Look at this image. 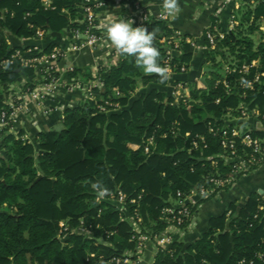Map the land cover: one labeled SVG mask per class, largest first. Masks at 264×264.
<instances>
[{
    "label": "trees",
    "instance_id": "1",
    "mask_svg": "<svg viewBox=\"0 0 264 264\" xmlns=\"http://www.w3.org/2000/svg\"><path fill=\"white\" fill-rule=\"evenodd\" d=\"M42 2L0 0V30L7 28L24 37H33L36 28L62 32L70 25L78 30L70 21L81 12L85 0H51L49 9ZM244 2L240 16H236L235 31L220 41L215 51H205L213 77L206 87L192 86L193 101L187 106L175 103L166 90L158 88L167 86L168 79L161 84L157 74L145 75L134 57L119 53L118 65L97 70L102 88L95 89L96 101L69 109L59 131L41 133L31 144L12 135L3 137L0 264H107L126 251L136 250V230L118 205L98 203L94 183L115 196L122 192L132 218L142 219L143 232L149 229L154 233L167 228L159 219L179 192L188 196L194 187L208 185L216 171L209 158L223 152L220 138L210 133V123L218 127L228 115L239 116L242 103L264 113V77L253 89L239 87L235 94L217 85L222 62L235 61L239 67L259 62L248 75H235L239 84L264 73V43L254 41L262 34L264 3ZM146 28L159 30L160 36L173 35L161 22L154 21ZM29 48H12L0 36V61L17 49ZM157 49L162 66L165 54ZM218 57L222 61L218 62ZM183 61L190 66L191 55H185ZM20 73L29 77L26 87L32 89L35 72L16 66L0 73L4 89L16 83ZM92 79V71L73 69L62 76V84ZM150 87L131 100L138 88ZM114 90L122 97L112 101L123 109L101 113L98 104L112 97ZM5 96L0 95V110L5 107ZM201 136L206 138L207 147L192 150V142ZM151 137L156 146L146 154L144 147ZM217 167L227 171L222 162ZM228 211L213 219L209 231L196 242L174 243L159 251L155 264H203L204 260L210 264H241L246 260L249 264L252 259L264 264L255 258L264 250V195H252L243 208L232 204ZM63 222L68 231H63Z\"/></svg>",
    "mask_w": 264,
    "mask_h": 264
},
{
    "label": "built area",
    "instance_id": "2",
    "mask_svg": "<svg viewBox=\"0 0 264 264\" xmlns=\"http://www.w3.org/2000/svg\"><path fill=\"white\" fill-rule=\"evenodd\" d=\"M252 3H264V0H249ZM86 4L81 9V22L83 30H74L73 38L75 43L70 52H65L60 49H54L52 53H44L38 47H33L22 51L17 49L14 53L0 61V73L7 71L11 67H18L24 70H33L38 76V79L33 88H27L21 81L8 85V90L2 107L0 110V142L7 132L4 130L13 125L19 113L27 109V100H31L38 107L45 109L47 112L49 107H46L49 93H54L59 88H75L83 84L86 89L88 102H95V89H101L102 83L97 78L98 68L110 69L119 64L114 62L110 54H107L104 61L92 70L94 79L80 80L70 86L62 84V74L59 71L58 63L62 59H69L70 54L79 52L84 49H96L100 46L109 47L107 43L106 27L113 22L110 15H105L109 9V0H85ZM123 2L124 6L130 11V20L134 21V27H147L149 23L154 21L161 22L165 27H171L173 15H165L164 11L157 16L152 14L147 7H145L139 0H119ZM43 6L46 9L52 8L51 0H43ZM31 16L30 14L26 15ZM30 28H34L33 24H29ZM236 29V15H233L228 25V31H222L219 27L213 26L208 29L204 35V44L199 45L197 40L189 39L180 33L173 30L171 37L160 36L156 34L153 44L157 48L162 49L165 57L162 66L168 69L169 87L171 89L170 96L174 98L175 103L188 105L192 100V86L186 79L181 78L187 75L190 71V66L183 61L185 55H190L194 50L202 49L203 51H215L220 41L224 40L227 35L234 32ZM260 31L264 37V23L260 26ZM46 36V31L41 28H36L35 37L43 38ZM264 43V41H263ZM188 47H185L187 46ZM258 61L252 64H245L241 67L237 62H222L220 74L221 79L217 81V85H223L228 94H235L239 87L253 89L257 83H262L264 73H257L253 81L247 84H239V80L235 75L249 74L252 68H257ZM72 71L73 68L68 69ZM53 73L57 75H53ZM232 77V78H231ZM3 84L0 81V95ZM122 94L119 90H114L112 97L107 99L104 103L98 104L97 108L101 113H109L110 109H120L119 103H115L112 99H119ZM219 102V101H217ZM45 107V108H44ZM240 115L238 119L245 120L247 118H258L264 123V113H261L257 108H250L248 104L242 103L240 106ZM230 117V115H229ZM233 119L227 118L224 125L216 126L210 123V133L220 138V143L223 152L215 157L209 158L213 165L216 166V171L209 179L207 186L194 187L188 196L182 193L177 194V198L171 202L169 207H166L162 212L160 222H166L167 228L159 233H154L151 230L143 232L141 227L142 219L137 220L132 218L130 223L136 230L138 236L136 237L137 247L134 251H126L122 256L114 257L107 264H144L142 260L143 252L148 242L155 243L157 253L164 251L176 243L177 234L180 231H185L192 223L195 212L193 209L200 203V201L208 200L215 196L218 191H223L235 185L239 179L257 168L264 165V137L256 135L242 122L230 121ZM12 127V126H11ZM25 143H33L27 137H21ZM192 150L201 149L202 146L207 147L206 138L201 136L192 142ZM1 144V143H0ZM156 143L153 137L149 138L145 144L144 151L146 154H151L155 148ZM223 163V167L227 169L222 172L218 169L219 163ZM110 199H107V197ZM100 203L110 201L115 203L120 208L122 213L129 210L126 203V197L122 192L116 196L109 193L103 197L98 198ZM132 204L136 200L131 201ZM196 203V204H195ZM263 209V208H262ZM231 213L228 211V215ZM138 225V228L135 226ZM63 231H68L69 227L63 222L61 223ZM82 233L87 234L84 230ZM264 244V239L262 240ZM107 244V243H105ZM255 258L264 263V250L255 254ZM247 263L246 260L240 262ZM155 264V263H154ZM203 264H210L206 260ZM249 264H256L255 259L249 261Z\"/></svg>",
    "mask_w": 264,
    "mask_h": 264
},
{
    "label": "crops",
    "instance_id": "3",
    "mask_svg": "<svg viewBox=\"0 0 264 264\" xmlns=\"http://www.w3.org/2000/svg\"><path fill=\"white\" fill-rule=\"evenodd\" d=\"M139 2L147 7L155 16L164 11L163 0H139ZM177 3L179 11L173 15L171 27L181 35L197 40L200 46L204 44V35L211 27L217 26L222 31H228L231 17L233 15L239 17V12L245 5L244 0H177ZM105 15H110L114 21H118L122 19L130 20L131 14L123 2L109 0V9ZM70 23L77 24V29L83 30L81 12ZM263 23L264 18L261 20V25ZM162 27L164 28L165 25L162 24ZM73 31L74 29H71L70 25H68L62 32H46L45 37L37 38L35 35L33 37L17 36L10 29L6 28L0 30V36L12 48L38 47L40 51L49 54L54 49L70 52L75 43ZM155 32L158 35L162 33L159 30H155ZM107 43L109 47L100 46L96 49H84L70 54L69 59H62L58 63L62 76L70 68L92 71L98 64L104 61L107 54H110L114 62H120L121 57L119 52L114 49L109 40H107ZM200 48L191 52L190 71L181 78L188 80L193 85H197L196 81L198 80L206 87L208 81L213 77V70L206 62L204 57L205 51ZM37 79L38 76L35 74L31 80L33 85L38 82ZM18 81L27 85L29 77L25 73H20ZM158 88L166 90L170 96L171 89L169 84L164 88ZM150 89L151 87L148 89L138 88L132 94L131 100L138 98ZM7 92L6 88H2L1 95H6ZM47 99L45 105L49 107L47 112L31 100L26 99L27 109L18 114L7 135H12L16 138L27 137L35 143L39 134L59 131L61 129V121L69 109H74L88 102L86 89L83 84L75 88H59L54 93H49ZM120 109L123 108L121 107ZM230 117L234 118L238 116L230 115ZM241 122L258 136L264 137V123L258 118H247ZM256 194L264 195V165L241 177L229 189L223 190L210 200L201 203L195 212L190 229L186 230L180 243L192 244L201 239L209 231L213 219L226 214L232 204L243 208L249 198ZM154 248L153 245L146 246L142 256L144 264L155 263L158 253Z\"/></svg>",
    "mask_w": 264,
    "mask_h": 264
},
{
    "label": "clouds",
    "instance_id": "4",
    "mask_svg": "<svg viewBox=\"0 0 264 264\" xmlns=\"http://www.w3.org/2000/svg\"><path fill=\"white\" fill-rule=\"evenodd\" d=\"M165 15H174L179 11L177 0H163ZM134 21L122 19L113 21L106 27V36L114 49L128 56L135 58L138 68L146 74H157L160 83L168 79V69L159 63L160 53L154 46L155 31H149L145 27H134ZM96 191L97 198H103L108 194V189L100 183L92 185Z\"/></svg>",
    "mask_w": 264,
    "mask_h": 264
},
{
    "label": "rangeland",
    "instance_id": "5",
    "mask_svg": "<svg viewBox=\"0 0 264 264\" xmlns=\"http://www.w3.org/2000/svg\"><path fill=\"white\" fill-rule=\"evenodd\" d=\"M260 36V37H259ZM259 36H257V37H255L254 38V41L256 42V44H258V43H260V42H263L264 41V37H262V34L261 35H259ZM230 59H232V58H230ZM233 60V59H232ZM219 61H222L221 60V58L220 57H218V62ZM196 84H197V87H202L203 85L197 80L196 81ZM229 116V115H228ZM228 119H230L231 117H227ZM230 121H234V122H238V123H240L242 120L240 119H238V117H234L233 119H231ZM232 187V186H231ZM230 188V187H229ZM228 188V189H229ZM219 192H221V191H218L217 193H219ZM216 193V194H217ZM215 194V195H216ZM98 201V200H97ZM204 201H206V200H204ZM203 202V201H202ZM201 201H200V203L199 204H197V208H198V206L202 203ZM99 203V202H98ZM100 203H102V201L100 202ZM196 204V203H195ZM126 216H127V218L130 220V221H132V216H131V213H130V210H127V212H125L124 213ZM136 228H138V225H136L135 226ZM190 227H191V224L189 225V227H187V229H190ZM140 229H143L142 228V225H141V227H139ZM186 229V230H187ZM186 230L185 231H180V232H178V234H177V237H176V239L178 240V241H176V243H180L181 242V239H182V237H183V235H184V233L186 232ZM145 231H150L149 229L148 230H145ZM152 232H154V231H152ZM154 246L155 248V251L157 252V247H156V245H155V243H152V242H148L147 243V245L146 246Z\"/></svg>",
    "mask_w": 264,
    "mask_h": 264
}]
</instances>
